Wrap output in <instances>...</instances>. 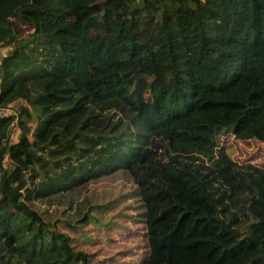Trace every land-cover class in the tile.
<instances>
[{
  "label": "trees",
  "instance_id": "1",
  "mask_svg": "<svg viewBox=\"0 0 264 264\" xmlns=\"http://www.w3.org/2000/svg\"><path fill=\"white\" fill-rule=\"evenodd\" d=\"M0 45V264H90L56 223L118 180L140 264H264V173L219 141H264V0H0Z\"/></svg>",
  "mask_w": 264,
  "mask_h": 264
},
{
  "label": "rangeland",
  "instance_id": "2",
  "mask_svg": "<svg viewBox=\"0 0 264 264\" xmlns=\"http://www.w3.org/2000/svg\"><path fill=\"white\" fill-rule=\"evenodd\" d=\"M23 29L24 34L29 30ZM10 48L0 45V62ZM22 105L26 104L17 100L6 108L17 115ZM28 125L33 127L30 122ZM15 133L16 127L12 126L10 141L16 138ZM219 141L232 152L234 160L256 164L264 173V141L238 140L229 133L219 137ZM2 162L9 165L6 159ZM133 187L124 180L91 184L87 192L92 201L88 220L83 223L77 220L68 227L62 218L57 221L56 229L69 235L74 250L88 253L90 264H140L144 260L147 252L145 226L130 221L134 215V202L129 198Z\"/></svg>",
  "mask_w": 264,
  "mask_h": 264
},
{
  "label": "built area",
  "instance_id": "3",
  "mask_svg": "<svg viewBox=\"0 0 264 264\" xmlns=\"http://www.w3.org/2000/svg\"><path fill=\"white\" fill-rule=\"evenodd\" d=\"M4 112L5 110L2 107H0V118L4 116Z\"/></svg>",
  "mask_w": 264,
  "mask_h": 264
}]
</instances>
